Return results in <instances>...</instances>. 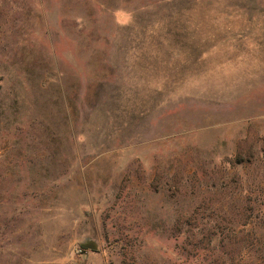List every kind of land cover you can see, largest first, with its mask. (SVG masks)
I'll list each match as a JSON object with an SVG mask.
<instances>
[{
    "label": "rangeland",
    "instance_id": "obj_1",
    "mask_svg": "<svg viewBox=\"0 0 264 264\" xmlns=\"http://www.w3.org/2000/svg\"><path fill=\"white\" fill-rule=\"evenodd\" d=\"M0 264H264V0H0Z\"/></svg>",
    "mask_w": 264,
    "mask_h": 264
},
{
    "label": "water",
    "instance_id": "obj_2",
    "mask_svg": "<svg viewBox=\"0 0 264 264\" xmlns=\"http://www.w3.org/2000/svg\"><path fill=\"white\" fill-rule=\"evenodd\" d=\"M81 247L84 249H89V250L93 251V250L97 249V244L93 240H88L85 243H82Z\"/></svg>",
    "mask_w": 264,
    "mask_h": 264
}]
</instances>
